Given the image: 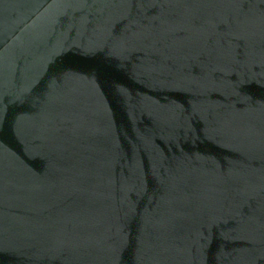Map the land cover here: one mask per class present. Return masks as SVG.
<instances>
[{"label":"water","instance_id":"water-1","mask_svg":"<svg viewBox=\"0 0 264 264\" xmlns=\"http://www.w3.org/2000/svg\"><path fill=\"white\" fill-rule=\"evenodd\" d=\"M0 264H264V0H0Z\"/></svg>","mask_w":264,"mask_h":264}]
</instances>
